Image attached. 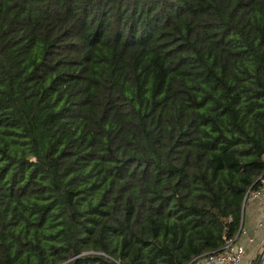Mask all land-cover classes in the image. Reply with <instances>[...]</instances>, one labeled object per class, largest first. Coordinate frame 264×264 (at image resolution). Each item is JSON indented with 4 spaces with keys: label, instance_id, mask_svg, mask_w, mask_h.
<instances>
[{
    "label": "trees",
    "instance_id": "16d2710c",
    "mask_svg": "<svg viewBox=\"0 0 264 264\" xmlns=\"http://www.w3.org/2000/svg\"><path fill=\"white\" fill-rule=\"evenodd\" d=\"M264 177V0H0V264H188Z\"/></svg>",
    "mask_w": 264,
    "mask_h": 264
},
{
    "label": "crops",
    "instance_id": "0c3cea01",
    "mask_svg": "<svg viewBox=\"0 0 264 264\" xmlns=\"http://www.w3.org/2000/svg\"><path fill=\"white\" fill-rule=\"evenodd\" d=\"M262 222H264V204L249 199L245 201L241 223L244 234L237 239L245 251L242 264H253L260 255L259 251L264 244V228L259 226Z\"/></svg>",
    "mask_w": 264,
    "mask_h": 264
},
{
    "label": "built area",
    "instance_id": "2783aa9c",
    "mask_svg": "<svg viewBox=\"0 0 264 264\" xmlns=\"http://www.w3.org/2000/svg\"><path fill=\"white\" fill-rule=\"evenodd\" d=\"M248 199L264 204V177L260 179L257 190L246 194L244 203ZM259 226L264 228V222L260 223ZM243 234L244 231L240 227L235 238L227 240L220 251L196 257L188 264H242L245 251L243 246L237 242V239ZM260 255L262 256V262H264V244L261 247Z\"/></svg>",
    "mask_w": 264,
    "mask_h": 264
},
{
    "label": "water",
    "instance_id": "95a60500",
    "mask_svg": "<svg viewBox=\"0 0 264 264\" xmlns=\"http://www.w3.org/2000/svg\"><path fill=\"white\" fill-rule=\"evenodd\" d=\"M253 264H264V262H262V256L259 255L257 259L253 262Z\"/></svg>",
    "mask_w": 264,
    "mask_h": 264
},
{
    "label": "rangeland",
    "instance_id": "374dc122",
    "mask_svg": "<svg viewBox=\"0 0 264 264\" xmlns=\"http://www.w3.org/2000/svg\"><path fill=\"white\" fill-rule=\"evenodd\" d=\"M260 250H261V249H260ZM260 252H261V251H259V253H260ZM256 259H257V258H256ZM256 259H255V260H256Z\"/></svg>",
    "mask_w": 264,
    "mask_h": 264
}]
</instances>
